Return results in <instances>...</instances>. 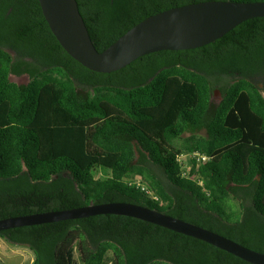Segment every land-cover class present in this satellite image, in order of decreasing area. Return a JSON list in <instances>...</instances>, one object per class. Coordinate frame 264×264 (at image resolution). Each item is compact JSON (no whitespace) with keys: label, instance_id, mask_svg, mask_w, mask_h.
Instances as JSON below:
<instances>
[{"label":"trees","instance_id":"1","mask_svg":"<svg viewBox=\"0 0 264 264\" xmlns=\"http://www.w3.org/2000/svg\"><path fill=\"white\" fill-rule=\"evenodd\" d=\"M77 1L102 51L151 14L205 0ZM263 92L264 16L203 46L100 72L64 49L39 0H0V218L132 202L264 252ZM193 150L210 159L197 166L193 158L188 176L177 156ZM96 167L110 174L96 177ZM0 237L28 246L31 264H253L113 213L7 228Z\"/></svg>","mask_w":264,"mask_h":264},{"label":"water","instance_id":"2","mask_svg":"<svg viewBox=\"0 0 264 264\" xmlns=\"http://www.w3.org/2000/svg\"><path fill=\"white\" fill-rule=\"evenodd\" d=\"M39 2L53 34L64 49L86 67L100 72L121 69L151 52L203 46L249 18L264 16V0H205L187 3L147 16L99 51L91 38L77 0ZM106 213L149 221L206 241L253 264H264V252L193 222L132 202L90 203L8 216L0 218V230Z\"/></svg>","mask_w":264,"mask_h":264},{"label":"rangeland","instance_id":"3","mask_svg":"<svg viewBox=\"0 0 264 264\" xmlns=\"http://www.w3.org/2000/svg\"><path fill=\"white\" fill-rule=\"evenodd\" d=\"M10 79L18 83H26L30 80V76L28 74H11ZM214 97H221L219 90H216V92H214ZM184 157L186 159L187 154L184 153ZM183 170L185 172H189V165L183 166ZM94 174L96 177L107 176L110 174V170L103 167H96L94 169ZM138 178L139 177H136V180ZM33 260L34 253L28 246L11 243L0 237V264H31ZM78 262L79 264H82L81 261Z\"/></svg>","mask_w":264,"mask_h":264},{"label":"built area","instance_id":"4","mask_svg":"<svg viewBox=\"0 0 264 264\" xmlns=\"http://www.w3.org/2000/svg\"><path fill=\"white\" fill-rule=\"evenodd\" d=\"M184 153L187 154V158L186 159L184 157ZM193 158L196 159V165L199 166L201 162H205L208 159H210V156L205 154V153H201V152H199L197 150L182 152V153L178 154V156H177V160L181 164L182 170H183V166H187V165H189L190 170H191L192 164H193V162H192ZM183 174H186V175L189 176L190 175V171L189 172H185L183 170Z\"/></svg>","mask_w":264,"mask_h":264},{"label":"flooded vegetation","instance_id":"5","mask_svg":"<svg viewBox=\"0 0 264 264\" xmlns=\"http://www.w3.org/2000/svg\"><path fill=\"white\" fill-rule=\"evenodd\" d=\"M192 49H194V48H192ZM216 92V91H215ZM216 99H219V98H216Z\"/></svg>","mask_w":264,"mask_h":264}]
</instances>
